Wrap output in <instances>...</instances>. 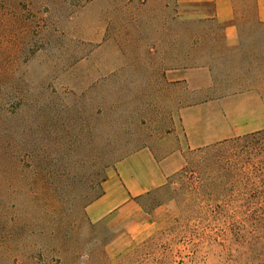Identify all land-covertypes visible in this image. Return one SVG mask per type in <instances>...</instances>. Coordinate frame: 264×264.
Masks as SVG:
<instances>
[{"label":"rangeland","instance_id":"1","mask_svg":"<svg viewBox=\"0 0 264 264\" xmlns=\"http://www.w3.org/2000/svg\"><path fill=\"white\" fill-rule=\"evenodd\" d=\"M216 12L215 0H0V264H264V135L185 147L186 106L217 99L225 121L245 118L229 107L248 83L218 55ZM182 68H206L211 85L169 82ZM144 146L184 147L185 165L144 199L148 213L163 205L149 233L115 242L86 207Z\"/></svg>","mask_w":264,"mask_h":264},{"label":"crops","instance_id":"2","mask_svg":"<svg viewBox=\"0 0 264 264\" xmlns=\"http://www.w3.org/2000/svg\"><path fill=\"white\" fill-rule=\"evenodd\" d=\"M231 3L232 0H215L220 23L218 55L229 56L230 69L238 84L248 83L239 90L243 92V105L227 104L232 109L240 108L245 118L234 123L225 121L221 101L218 103L217 99L184 107L180 118L186 137L185 147L190 149L264 130V39L254 42L245 35L235 22ZM258 6L259 18L264 22V6L260 1ZM207 72L210 71L206 68L171 69L166 76L169 82H185L199 89L211 85V74ZM212 81L215 84L214 77ZM229 107L228 111H231ZM184 165L185 148L180 146L167 152L144 146L127 154L107 171L102 183L103 193L86 207L88 219L94 223L103 222L116 231L115 242L139 240L149 233L154 224L153 217L156 218L163 208L160 205L148 213L143 208L144 199L163 188Z\"/></svg>","mask_w":264,"mask_h":264},{"label":"trees","instance_id":"3","mask_svg":"<svg viewBox=\"0 0 264 264\" xmlns=\"http://www.w3.org/2000/svg\"><path fill=\"white\" fill-rule=\"evenodd\" d=\"M232 2L237 13V17L235 18L237 26L244 32L254 33L255 37L252 35L254 42L256 40L260 41L261 39H264V22H262L259 18L258 0H232ZM247 135H264V130L253 132Z\"/></svg>","mask_w":264,"mask_h":264}]
</instances>
